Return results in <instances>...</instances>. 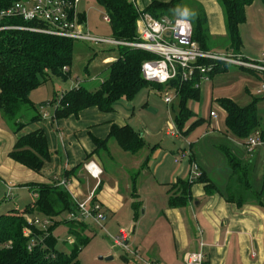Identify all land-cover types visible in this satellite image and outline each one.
Masks as SVG:
<instances>
[{"label":"trees","instance_id":"16d2710c","mask_svg":"<svg viewBox=\"0 0 264 264\" xmlns=\"http://www.w3.org/2000/svg\"><path fill=\"white\" fill-rule=\"evenodd\" d=\"M18 0H0V10L9 7ZM110 18L112 37L117 40H134L136 34V19L138 12L127 0H96ZM184 0L161 2L150 0L144 8L155 18L167 15L187 18L192 24V38L202 49L209 50V35L206 15L200 10L186 11ZM223 13L225 25V51L240 53L242 39L240 26L246 21V8L253 0H216ZM264 6V0H260ZM84 21V14H79ZM28 25L21 19H3L0 24ZM74 40L46 34L40 31L3 29L0 30V115L9 125L13 133H18L31 122L39 119L36 105L30 100V93L42 86L50 75L67 80L73 59ZM122 52L111 62L106 63L108 75L101 80L99 87L88 90L79 84L55 97L48 103H56L54 117H67L77 114L80 110L96 106L100 111L114 110L115 103L121 99L131 101L144 88L152 86L176 91L179 98V108L174 119V125L180 134L187 136L195 126L204 122L202 117L195 118L187 129H183L189 117L194 112L188 106V101H197L200 97L199 78L179 83L171 81L167 84L148 82L143 79L141 63L153 57L150 53L122 47ZM63 67L67 71H63ZM227 64H217L209 73L226 70ZM257 99L246 106H239L230 98H218L216 102L225 112V130L208 129L202 135V140L190 142L188 161L197 163L200 177L193 182L177 178L168 188L167 205L178 207L186 205L191 198L192 183H203L207 195L217 193L225 201L241 207L246 203H255L264 209V167L259 164V158L254 149L248 153L245 142L258 133L264 141V115L259 116ZM47 102L41 105L48 104ZM171 105V102H170ZM172 106V105H171ZM209 126V123L207 122ZM200 137V136H199ZM109 139L114 140L124 151L135 154L144 147L145 141L140 133L129 124L112 125L105 139L92 138L95 150L86 156L105 151ZM210 139V140H209ZM206 140V141H205ZM207 153L213 154L216 166L212 167L207 159ZM47 138L42 129L19 135L8 153L14 161L26 168L39 172L43 164L50 159ZM257 163V164H256ZM83 163H79L63 172L65 181L77 175ZM210 165V166H209ZM135 175L131 178V206L135 218L140 210V201L135 189ZM54 183L29 184L35 194L34 199L22 210L12 209L6 214H0V244L10 242L8 247H0V264H80L78 254L90 241L86 235V223L79 219H61L66 224L67 234L72 238L68 242L69 251L66 253L56 247L53 229L63 213H76L77 206L70 193L62 185ZM100 187V183L97 188ZM96 188V189H97ZM95 200V196L93 197ZM48 218L51 223L47 226L29 224L25 218ZM28 227L30 234L25 236L23 229ZM34 245L28 249L31 239ZM66 242V243H67ZM202 264H205L203 261Z\"/></svg>","mask_w":264,"mask_h":264},{"label":"crops","instance_id":"0c3cea01","mask_svg":"<svg viewBox=\"0 0 264 264\" xmlns=\"http://www.w3.org/2000/svg\"><path fill=\"white\" fill-rule=\"evenodd\" d=\"M193 1L200 4L206 15L210 37L224 40L226 30L222 9L218 2L216 0ZM149 2L150 0H138V5L145 8ZM251 6L253 5L246 8V12ZM247 19L246 15L245 23ZM243 47L242 41L241 52L252 55L245 52V49L242 51ZM257 53L255 55L259 56L261 51ZM69 73L71 75V68ZM94 76L92 75L90 80L96 79ZM77 83L79 85L80 80L72 81V86H78ZM35 90L30 93L29 98L37 107L39 114L37 121L26 124L20 132L15 134L0 115V197H2L0 201H5L2 205L0 204L2 209L0 214H6L12 209H23L11 207V205L21 201L24 197L23 190L31 194L32 198L34 197L35 194L30 190L29 184L61 181L65 179L63 177L65 170L79 163L84 164L88 160H93L102 169L100 187H96L94 196L102 204L106 221L108 216H116L122 223L124 216H129L130 212L134 213L131 206L133 198L130 193L131 178L135 173L136 194L140 201V208L142 207V215L147 214L150 220L151 218L155 221L159 218L165 220L168 232L164 234L165 230L163 228L160 230L166 239L158 241L159 237H157L150 245L142 244L140 240L132 242L133 251L142 258L152 260L156 264H186L187 253L201 252L205 264H264V209L262 207L249 202L237 207L234 203L225 201L217 193L205 194L203 183L198 182L192 183L191 198L186 205L178 207L167 205L169 186L174 184L177 178H189V161L178 160L182 146L174 150L158 143L149 144L147 137L155 139L164 128L166 134L164 125L167 122L166 118L164 121L162 119L159 127L151 130L150 122H147L150 119L146 110L149 107L151 90L146 88L143 91L147 93L146 99L140 102L137 112L131 105H128L127 109L116 108L117 101L114 110L109 112H103L96 106H91L80 110L76 115L71 114L61 118L54 117L55 102L31 99ZM60 92L57 93L58 97ZM43 102L48 104L41 105ZM129 106L133 110L130 111ZM125 124L131 125L140 133L145 141L142 149L132 154L122 150L114 140L109 139L105 151L94 153L86 160V156L95 150L93 137L105 139L112 125ZM37 129L45 132L51 155L40 171L34 172L11 159L8 153L19 135ZM114 144L120 149H117ZM102 152L108 154L109 158L114 156V152L117 153L112 170H107ZM255 153L261 167H264V147H259ZM77 175L81 180L71 177L67 182L70 183L72 192L78 195V199L83 200L96 182L88 176L83 165ZM9 188L10 191H8ZM108 227H111V224H108ZM134 228L133 225L132 230ZM125 242L129 243V237Z\"/></svg>","mask_w":264,"mask_h":264},{"label":"rangeland","instance_id":"374dc122","mask_svg":"<svg viewBox=\"0 0 264 264\" xmlns=\"http://www.w3.org/2000/svg\"><path fill=\"white\" fill-rule=\"evenodd\" d=\"M252 5L253 6L248 8L246 12L248 17L247 22L240 27V35L244 44L242 51L245 49V52L252 55L241 53L251 60H257L259 56L255 54H258L257 52L264 49V6L259 0L257 2L253 0ZM183 6L186 8L187 12L201 9L200 4L193 0H184ZM104 12L103 7L100 6L96 0H79L76 4V13L84 14L85 16L83 21V28L85 30L95 37L105 39L113 38L109 23L104 22L102 19ZM192 13L193 12H190L188 17H190ZM224 43H226L225 38L224 40L218 38L211 39L209 41V50L227 52L225 51ZM122 50V46L117 45H110L101 42L90 43L74 41L70 77L67 80H62L60 77L50 75L47 82L35 90V94L31 99L51 101L58 92H65L73 88L72 81L77 82V80H80V84L88 90L98 88L101 80L105 79L108 75V68L105 59L116 57L122 52ZM92 75H95L94 77L96 79L90 80ZM87 77L89 78L88 80ZM260 83V78L249 70L232 64L228 65L226 70L214 73L212 77L207 78L203 82L199 81V99L197 101H188V106L192 109L195 115L189 117L185 122L183 129H187L190 123L197 117H202L204 122L195 126L192 132L187 136L180 135L177 139L171 138L169 135L165 134L164 128L162 133L155 139L154 137H147L149 144L153 145L158 143L163 147L167 146L174 150H178L180 146L186 149L190 142L196 139L199 141L202 140V135L207 129L209 131H212L213 129L224 131L226 128L225 112L216 102L218 98L222 97L230 98L242 107L250 104L253 99H257L258 115L263 116L264 95L256 93ZM147 88L151 90L149 107L146 109L150 119L147 122H150L149 126L151 127V130L157 129L159 124H161L162 119L164 121L165 118L167 120L164 125L166 128L169 126V123L174 124V119L179 108V98L176 96V93L172 89L162 88L161 90H158L152 86H148ZM145 89H142L132 101L119 100L116 103V108L127 109L128 105H131L137 112L140 102L143 99H146L147 93L146 91L143 92ZM59 94L61 95V92ZM165 96L172 99V106L170 103H165L163 101ZM131 106H129L130 111L133 110ZM210 111L215 113L214 117L210 116ZM207 122L209 123V126L207 125ZM115 147L120 149L117 145ZM101 154L103 155V162L107 170H112L114 161L118 156L117 153L114 152L112 158H109L108 154L105 152H102ZM207 159L212 167L216 166L213 154L207 153ZM136 177L137 176H135V178ZM136 188L135 184V189ZM22 193L24 194V197L21 201H17V204H12L11 207L22 209L34 199V197L32 198L30 196L31 194H28L25 190H23ZM1 198L2 197H0V199ZM3 202L5 201H0V204L2 205ZM1 210L0 207V212H2ZM130 213L129 216L127 215L122 218V223L116 216H108V222L105 221L103 223L104 229H101L93 221H85L87 226L86 235L90 238V241L78 254L80 264H137V259L135 258L132 247L133 241L138 242V240H140L142 244L150 245L154 239H157V237H159L158 241L166 239L164 234L168 231L166 229L167 225L165 220L161 218H159L158 221H155L154 218H151L150 220L147 214L144 216L142 215V207L138 211L136 218L133 212ZM64 218H66L65 213L57 218L59 223L55 225L52 232L56 238L57 249L67 253L69 251L67 240H69L70 236L67 234L66 224L61 222V219ZM117 223H119V225ZM108 224H111V227H108ZM133 225L135 226L134 230H132ZM160 228L165 230L164 234ZM120 229L125 230L129 237V243L126 244L124 248L113 244L112 237H115ZM107 257H111V259L106 260ZM143 259L146 260L144 257ZM147 261L152 260L147 259Z\"/></svg>","mask_w":264,"mask_h":264},{"label":"built area","instance_id":"2783aa9c","mask_svg":"<svg viewBox=\"0 0 264 264\" xmlns=\"http://www.w3.org/2000/svg\"><path fill=\"white\" fill-rule=\"evenodd\" d=\"M79 0H18L9 7L0 10V23L4 19H21L24 22L32 24H0V30L18 29L40 31L46 34L68 38L74 41L82 42H101L110 45L137 49L153 55L141 63L140 72L144 80L148 82L167 84L171 81L184 83L191 81L195 77L203 82L209 78V73L217 64L235 65L249 70L257 75L261 83L256 90L259 95H264V49L261 51L257 60H251L240 53L217 52L202 49L192 38L191 22L181 16L170 17L167 15L155 18L138 5V0H127L136 8L138 16L136 19V34L134 40H117L115 38H99L91 35L83 28V21L80 20L79 13H76V4ZM104 22L109 23L110 18L104 12L102 16ZM115 58H106V63ZM63 71H67L63 67ZM78 85V83L76 84ZM200 85V84H199ZM172 90L176 93L175 89ZM165 103H170L172 99L168 96L163 98ZM215 113L210 111V116ZM166 134L170 137H179L181 134L173 123H169L166 128ZM264 141L258 133L251 135L245 142L248 153H251L259 146H263ZM189 157L188 149L180 152L178 160H187ZM176 159V161H178ZM83 168L90 178L96 184L88 195L79 200L78 195L72 192L69 182L65 179L59 181L68 190L73 201L77 206V212L66 213V219L90 220L96 223L101 229H104L106 221L105 211L98 200H93L94 192L102 175L101 167L93 160H88L83 164ZM200 169L196 162H189L190 182L196 181L200 177ZM10 191V188L8 189ZM25 218L29 224L36 226H47L51 223L48 218ZM28 227L23 229L25 236L30 234ZM127 232L120 229L115 237H112L115 246L125 247ZM72 242V238H69ZM10 242L0 244V247H8ZM34 245V239L30 240L28 249ZM137 263L156 264L152 261L143 259L134 252ZM203 254L201 252L187 253L185 255L186 264H202Z\"/></svg>","mask_w":264,"mask_h":264},{"label":"water","instance_id":"95a60500","mask_svg":"<svg viewBox=\"0 0 264 264\" xmlns=\"http://www.w3.org/2000/svg\"><path fill=\"white\" fill-rule=\"evenodd\" d=\"M125 244H126V242H125ZM108 259H111V257H107V258H106V260H108Z\"/></svg>","mask_w":264,"mask_h":264}]
</instances>
